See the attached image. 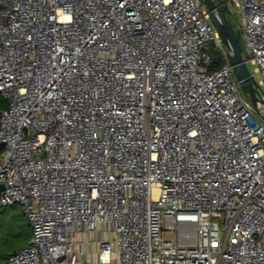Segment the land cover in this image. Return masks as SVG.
Wrapping results in <instances>:
<instances>
[{
  "label": "built area",
  "instance_id": "2783aa9c",
  "mask_svg": "<svg viewBox=\"0 0 264 264\" xmlns=\"http://www.w3.org/2000/svg\"><path fill=\"white\" fill-rule=\"evenodd\" d=\"M220 6L264 99V0ZM0 95L7 264H264V122L200 0H0Z\"/></svg>",
  "mask_w": 264,
  "mask_h": 264
},
{
  "label": "water",
  "instance_id": "95a60500",
  "mask_svg": "<svg viewBox=\"0 0 264 264\" xmlns=\"http://www.w3.org/2000/svg\"><path fill=\"white\" fill-rule=\"evenodd\" d=\"M219 0H203V4L208 12L211 24L217 30L222 44L227 50V57L232 67L233 76L239 88L249 96L252 107L264 122V115L259 109V105H264V99L257 90L256 84L252 81L251 73L243 57V48L239 39L235 37L231 21L224 15V9L215 4ZM2 187H0V190Z\"/></svg>",
  "mask_w": 264,
  "mask_h": 264
},
{
  "label": "rangeland",
  "instance_id": "374dc122",
  "mask_svg": "<svg viewBox=\"0 0 264 264\" xmlns=\"http://www.w3.org/2000/svg\"><path fill=\"white\" fill-rule=\"evenodd\" d=\"M200 1L203 4V0ZM223 1H215V4L219 5ZM227 18L231 21L234 33L239 37L243 46L242 30L239 29L240 21L238 17L228 14ZM248 68L253 73V67L248 64ZM240 96L244 101L251 102L249 96L241 89ZM7 105V99L0 95V113L7 108ZM184 231L191 232V229L184 228ZM173 236L172 232L163 234L164 238H173ZM30 238L31 229L27 224V219L23 215L21 207L18 204L0 207V264L6 255L26 247Z\"/></svg>",
  "mask_w": 264,
  "mask_h": 264
},
{
  "label": "trees",
  "instance_id": "16d2710c",
  "mask_svg": "<svg viewBox=\"0 0 264 264\" xmlns=\"http://www.w3.org/2000/svg\"><path fill=\"white\" fill-rule=\"evenodd\" d=\"M219 1H220V0H219ZM235 37H236L237 39H239V37H237L236 34H235ZM239 40H240V39H239ZM240 42H241V41H240ZM241 45H242V44H241ZM216 56H217V61H216L215 63H213L212 67H219V66H221V64L224 62V60H223L222 58H220L218 54H216ZM2 111H3V110H2ZM0 207H2V206H0ZM23 215H24V214H23ZM27 224H28V226L30 227L28 221H27ZM30 229H31V228H30ZM27 245H28V244H27ZM11 254H12V253H11ZM11 254L6 255V256L3 258V262H2L1 264H7L8 258H9V256H10Z\"/></svg>",
  "mask_w": 264,
  "mask_h": 264
},
{
  "label": "flooded vegetation",
  "instance_id": "af4514ba",
  "mask_svg": "<svg viewBox=\"0 0 264 264\" xmlns=\"http://www.w3.org/2000/svg\"><path fill=\"white\" fill-rule=\"evenodd\" d=\"M217 6H219V8L221 9V6H220V4H219V5H217Z\"/></svg>",
  "mask_w": 264,
  "mask_h": 264
}]
</instances>
